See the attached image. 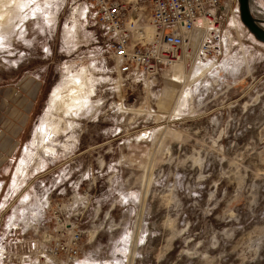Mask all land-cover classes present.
<instances>
[{"label":"rangeland","instance_id":"374dc122","mask_svg":"<svg viewBox=\"0 0 264 264\" xmlns=\"http://www.w3.org/2000/svg\"><path fill=\"white\" fill-rule=\"evenodd\" d=\"M7 1L1 108L21 87L25 119L38 94L2 181L0 264H264V43L237 0L214 63L156 76L117 73L90 0ZM65 81L85 89L67 112L49 103ZM73 227L75 260L40 257Z\"/></svg>","mask_w":264,"mask_h":264},{"label":"built area","instance_id":"2783aa9c","mask_svg":"<svg viewBox=\"0 0 264 264\" xmlns=\"http://www.w3.org/2000/svg\"><path fill=\"white\" fill-rule=\"evenodd\" d=\"M236 0H90L94 22L109 40L118 74L156 76L176 64L205 68L222 50V17ZM202 70V69H200ZM58 241L41 258L73 261L81 230Z\"/></svg>","mask_w":264,"mask_h":264},{"label":"crops","instance_id":"0c3cea01","mask_svg":"<svg viewBox=\"0 0 264 264\" xmlns=\"http://www.w3.org/2000/svg\"><path fill=\"white\" fill-rule=\"evenodd\" d=\"M32 86L35 87V91L30 99V105L28 106L25 113V119L22 116V107L20 106L23 93H26L21 89V92H14L11 90L10 97H15L17 99L18 105L15 104L10 106L9 109L5 110V106L1 108L2 102L1 100L5 97H0V192L3 188L4 183L3 177L7 175L6 167L11 158L14 156L15 151L18 148L20 136L24 130L25 122H26V114L30 112L32 108V98H35L38 94V85L36 82H29V88L32 89ZM4 93V92H3ZM2 91H0V96H2ZM24 107V106H23ZM4 109V110H3ZM8 114L11 116L8 117Z\"/></svg>","mask_w":264,"mask_h":264},{"label":"bare ground","instance_id":"6f19581e","mask_svg":"<svg viewBox=\"0 0 264 264\" xmlns=\"http://www.w3.org/2000/svg\"><path fill=\"white\" fill-rule=\"evenodd\" d=\"M1 6H2V3H0V7ZM4 14L5 13L2 12V9H0V21L3 19ZM84 90H85L84 84L82 82L78 84H75V83L70 84L69 82L65 81L64 83L55 85L52 88L50 92L49 103L50 105H52L53 109L57 108V109H61L63 112H67L69 108L75 106V103H78L83 100V97L85 96L83 95ZM45 123H46L45 129L49 127L50 131H55L56 125L53 122H49V120H46ZM22 167H23L22 165H18V168H16L18 169L19 173L22 172Z\"/></svg>","mask_w":264,"mask_h":264},{"label":"water","instance_id":"95a60500","mask_svg":"<svg viewBox=\"0 0 264 264\" xmlns=\"http://www.w3.org/2000/svg\"><path fill=\"white\" fill-rule=\"evenodd\" d=\"M239 17L243 25L254 36L264 43V19L254 16L251 8V0H237Z\"/></svg>","mask_w":264,"mask_h":264}]
</instances>
